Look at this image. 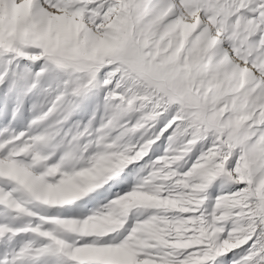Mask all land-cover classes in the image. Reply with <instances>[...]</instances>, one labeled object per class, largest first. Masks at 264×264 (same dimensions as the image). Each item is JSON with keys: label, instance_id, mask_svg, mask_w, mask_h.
<instances>
[{"label": "snow or ice", "instance_id": "snow-or-ice-1", "mask_svg": "<svg viewBox=\"0 0 264 264\" xmlns=\"http://www.w3.org/2000/svg\"><path fill=\"white\" fill-rule=\"evenodd\" d=\"M0 264H264V0H0Z\"/></svg>", "mask_w": 264, "mask_h": 264}]
</instances>
